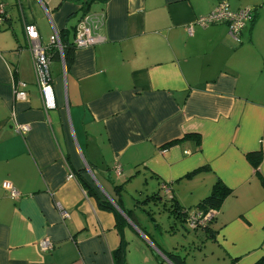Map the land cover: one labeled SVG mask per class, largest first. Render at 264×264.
Segmentation results:
<instances>
[{
  "label": "crops",
  "instance_id": "0c3cea01",
  "mask_svg": "<svg viewBox=\"0 0 264 264\" xmlns=\"http://www.w3.org/2000/svg\"><path fill=\"white\" fill-rule=\"evenodd\" d=\"M222 1L253 12L238 42L224 23H196ZM0 5V264H172L166 253L184 264L264 261V0L93 5L88 13L105 14V41L71 48L65 70L52 54L49 111L24 25H35L43 44L54 30L73 44L82 3ZM16 82L26 84L22 101L13 95ZM133 184L144 199L173 198L187 215L216 184L228 195L207 228L171 216L166 230L148 229L116 205L125 208L116 188ZM44 239L51 251L40 250Z\"/></svg>",
  "mask_w": 264,
  "mask_h": 264
},
{
  "label": "built area",
  "instance_id": "2783aa9c",
  "mask_svg": "<svg viewBox=\"0 0 264 264\" xmlns=\"http://www.w3.org/2000/svg\"><path fill=\"white\" fill-rule=\"evenodd\" d=\"M5 15L3 6L0 5V24L3 21ZM253 12L251 9H243L238 11H232L227 2L222 1L209 12L207 15L199 17L196 21L197 25L204 28L213 24L224 23L228 27V33L232 39L239 41V35L244 24L252 19ZM105 24L104 12H92L85 14L75 27L73 45L75 49L89 48L97 44H101L105 41V38L100 34L102 27ZM192 28H187V33L190 35ZM24 33L27 39V44L32 57L35 74L37 77V84L39 86V92L43 108L45 111H49L55 108V101L52 92V86L50 78L43 74L42 68H47L51 60V50H54L58 54L63 69L65 70L64 58H63V46L60 41L59 34L54 30L49 37L48 44L41 42L39 32L35 25H24ZM26 84L23 82H16L13 84V95L15 100L22 101L26 98L25 92ZM15 131L24 134L28 131L27 125H16ZM73 178V174L68 176V179ZM3 189L11 197H17V192L7 182L3 183ZM166 194L169 193V188L163 186ZM62 217H67L65 212H61ZM216 216L215 210H210L207 213L195 211L188 215L186 223L190 229L204 228L209 222H211ZM40 250L51 251L53 244L50 240L44 239L38 243Z\"/></svg>",
  "mask_w": 264,
  "mask_h": 264
},
{
  "label": "trees",
  "instance_id": "16d2710c",
  "mask_svg": "<svg viewBox=\"0 0 264 264\" xmlns=\"http://www.w3.org/2000/svg\"><path fill=\"white\" fill-rule=\"evenodd\" d=\"M105 1L106 0H80V2L82 3V10H83L82 17L89 12V9L93 5L104 4ZM60 41H61V44L63 46L64 63H65V65H68L69 50H72L71 48H74V45L72 43L68 44L65 41H62L61 37H60ZM51 54L56 55L58 57V54L56 52H54V50H51ZM254 156H256L258 158V160H259L260 154H255ZM250 158H251V156H250ZM191 175H194V173L191 174ZM82 186H83L84 189H86L88 194H90V195L95 197V195L93 194L91 189L87 187L86 183L82 182ZM116 189H117V191H122L123 187L122 186H118ZM227 195H228V190L225 189L224 187L220 186L219 184H216L212 188L210 194L207 197H205L203 200H201L200 203L196 206V211H200L202 213H207L210 210L217 211L218 208L220 207L221 203L223 202V200L225 199V197ZM160 200H161V198L159 197V195L154 194L152 196L146 197L141 202V204L146 205V203H148L150 201L154 202V201H160ZM116 205L122 211V213L128 219H130L133 223H135V225L138 227V225L136 224V222L132 218V211H127L118 202H116ZM100 206L105 208V209H108L110 211H113L117 216H119L118 213L116 212V210L114 208H112L109 204L100 203ZM167 211L169 213V217L172 216L174 221H179L180 223H184L186 221L187 216H188L187 213H186V210H183L173 200V198H171V200H169V207H168ZM149 215H151V213ZM211 222H209L204 228H207ZM166 257L172 264H184L183 257H181V256H179V255H177L175 253H166ZM262 263H264V261H260L257 264H262Z\"/></svg>",
  "mask_w": 264,
  "mask_h": 264
},
{
  "label": "rangeland",
  "instance_id": "374dc122",
  "mask_svg": "<svg viewBox=\"0 0 264 264\" xmlns=\"http://www.w3.org/2000/svg\"><path fill=\"white\" fill-rule=\"evenodd\" d=\"M123 190L124 191L121 195L124 201V207L134 213L142 227L145 226L150 229L151 226L154 227L155 223L161 225L165 230L170 227L172 220H169V213L167 211L169 207V201L165 195L160 194V201H155L154 203L144 205L141 204L146 195L144 194L146 192L143 187L138 188L136 184H133L127 186ZM140 194L143 195L140 196ZM148 213H151V215ZM154 237L156 239L159 238L158 235H155ZM165 238L168 239V237Z\"/></svg>",
  "mask_w": 264,
  "mask_h": 264
},
{
  "label": "water",
  "instance_id": "95a60500",
  "mask_svg": "<svg viewBox=\"0 0 264 264\" xmlns=\"http://www.w3.org/2000/svg\"><path fill=\"white\" fill-rule=\"evenodd\" d=\"M42 72H43V74L45 73V75H47L49 78H50V73H49V68L47 67V68H42Z\"/></svg>",
  "mask_w": 264,
  "mask_h": 264
}]
</instances>
